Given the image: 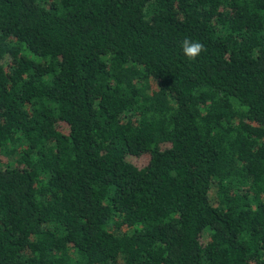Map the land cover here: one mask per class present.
<instances>
[{
	"label": "trees",
	"instance_id": "trees-1",
	"mask_svg": "<svg viewBox=\"0 0 264 264\" xmlns=\"http://www.w3.org/2000/svg\"><path fill=\"white\" fill-rule=\"evenodd\" d=\"M0 264H264V0H0Z\"/></svg>",
	"mask_w": 264,
	"mask_h": 264
},
{
	"label": "clouds",
	"instance_id": "clouds-1",
	"mask_svg": "<svg viewBox=\"0 0 264 264\" xmlns=\"http://www.w3.org/2000/svg\"><path fill=\"white\" fill-rule=\"evenodd\" d=\"M183 54L190 60L194 61L202 51H204V45L199 41H194L189 38L183 39L181 43Z\"/></svg>",
	"mask_w": 264,
	"mask_h": 264
},
{
	"label": "rangeland",
	"instance_id": "rangeland-1",
	"mask_svg": "<svg viewBox=\"0 0 264 264\" xmlns=\"http://www.w3.org/2000/svg\"><path fill=\"white\" fill-rule=\"evenodd\" d=\"M146 160H147L146 157H142L140 159H137V162L142 163L145 162Z\"/></svg>",
	"mask_w": 264,
	"mask_h": 264
}]
</instances>
